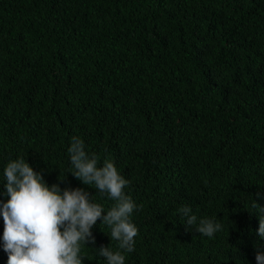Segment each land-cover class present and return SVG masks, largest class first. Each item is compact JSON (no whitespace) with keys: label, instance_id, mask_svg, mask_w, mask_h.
<instances>
[{"label":"trees","instance_id":"16d2710c","mask_svg":"<svg viewBox=\"0 0 264 264\" xmlns=\"http://www.w3.org/2000/svg\"><path fill=\"white\" fill-rule=\"evenodd\" d=\"M74 136L129 181L138 234L125 264H257L264 0H0V202L7 163L23 157L106 215L115 202L70 173ZM203 218L222 229L199 234ZM101 223L83 264L118 250ZM3 230L0 215L7 264Z\"/></svg>","mask_w":264,"mask_h":264},{"label":"clouds","instance_id":"9594fccd","mask_svg":"<svg viewBox=\"0 0 264 264\" xmlns=\"http://www.w3.org/2000/svg\"><path fill=\"white\" fill-rule=\"evenodd\" d=\"M71 175L84 185H95L100 193H106L115 203L105 213L103 206L94 203L90 194L82 188L49 186L42 173H37L23 157L10 160L5 169V189L10 199L0 202L3 217V250L8 255L7 264H83L81 246L96 243L92 229L97 221L111 229V239L118 250L101 246L97 252L106 264H125V254L134 251V237L138 229L130 217L138 206L123 191L129 181L118 173L114 163L104 160L98 166L95 153L85 150L83 140L72 137L68 148ZM60 180V179H59ZM61 183L64 181L60 180ZM257 199H264L260 192ZM259 214L258 236L264 239V207L255 201L252 205ZM186 224L197 223L191 208L179 209ZM222 229L213 219L199 220L196 232L212 238ZM257 264H264V252L256 251Z\"/></svg>","mask_w":264,"mask_h":264}]
</instances>
